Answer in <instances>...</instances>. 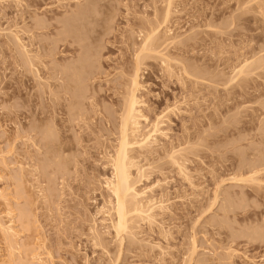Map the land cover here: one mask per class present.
I'll return each instance as SVG.
<instances>
[{"label": "rangeland", "instance_id": "1", "mask_svg": "<svg viewBox=\"0 0 264 264\" xmlns=\"http://www.w3.org/2000/svg\"><path fill=\"white\" fill-rule=\"evenodd\" d=\"M156 27L154 220L118 237L108 158ZM0 177V264H264V0H0Z\"/></svg>", "mask_w": 264, "mask_h": 264}, {"label": "bare ground", "instance_id": "2", "mask_svg": "<svg viewBox=\"0 0 264 264\" xmlns=\"http://www.w3.org/2000/svg\"><path fill=\"white\" fill-rule=\"evenodd\" d=\"M170 7L171 5L168 4V12L166 14L167 22H168V17L171 13ZM77 16H78V13H77ZM166 20H165V23H166ZM157 28L159 27H156L155 30L153 29L154 31H152V33L151 31H149L150 34L147 33L148 35L144 37L145 39L143 38L144 39V41H142L144 42L143 45H140L139 47L140 54L138 53L139 56L137 55L138 62H137L136 71L130 81L131 82L129 85L130 89L128 90L129 93H127L129 94V97L128 96L124 97L126 105H124L123 107L125 109H122L121 111L123 112V114L121 115V119H120L122 121H121V127L119 128L120 136L118 138L119 140H117L118 141L117 149H116V152H114V154H111L112 156L109 154L110 157L109 158L107 157L109 159L108 161L111 164L112 166L111 169L113 171H112V176L110 177V179H107L106 181V186L108 188L109 194H111L110 198L112 197L113 199V202L111 201L112 199L110 200L113 204L111 212H113V215L115 216V221H113L112 224H113V228L115 232L117 233L118 237L121 234L130 233V231H132L133 233V227L131 226H134L135 223L132 221H135V218L140 219V217H142L141 219H146L149 222L154 220V215L152 213V206H154V204L152 205L151 201H148L149 199L146 197L147 196L146 190L138 189L139 180H137V177H139L140 175L142 176V168L138 165L135 155H132V154L135 148H138L144 151V149H150L151 147H153L156 143H158L157 136L161 133V129L159 127L160 123L158 120L157 122L151 125V129L147 133L146 132L143 133V130H142L143 122L149 125L150 121L148 117L145 116V114L143 113L142 108L144 107V103L138 96V92L141 89L140 80H139L140 79V76H139L140 65H143V62L141 61H143L144 59H146L147 61V59L149 58H146V57L148 56L152 57V55H148V54H151V53L155 54L156 52L155 55L158 54V56H160V53H161V52L160 53L157 52L159 48H156V47L160 46L157 42L160 40V36H162L163 33L160 34L161 32H159ZM168 31L169 30H167V32ZM169 36L171 35L168 34V37L166 38H170ZM165 37L163 36V38ZM162 40L163 39H161V41ZM164 40H163V44L166 42ZM166 40L169 41V39H166ZM156 43H157V46H155ZM25 48L26 47L23 46V49ZM154 48H156L157 50H154ZM26 54H28L27 51H26ZM151 57L150 59H152ZM30 60H32L31 57L29 61ZM83 63L84 62H82V64ZM76 64H72V66L74 65V68H75V66L76 67L78 66ZM29 65H32V63ZM82 67H84V65H82ZM70 68L71 66L69 67V70ZM85 69L86 68H84V70L82 69L83 73ZM75 70L77 71L79 69L77 68ZM75 70H73V72H76ZM80 71H77V72H80ZM242 71L243 70H241V73H244ZM77 72L76 74H74L75 76H77ZM239 73L240 72H238L237 75H239ZM74 75L72 76L73 80L75 79ZM80 75H83V74L80 73ZM79 78H76V79H79ZM76 82H79V81L77 80ZM126 100L128 101L126 102ZM138 149H136V151ZM8 226L9 227L5 229L10 234V238L12 239V237H14L15 234L13 233L12 226L11 225H8ZM130 235H133V234H130ZM34 259H37L39 263L40 261L42 262V260L39 259L38 256L34 257ZM6 263L12 264L11 261H8Z\"/></svg>", "mask_w": 264, "mask_h": 264}]
</instances>
